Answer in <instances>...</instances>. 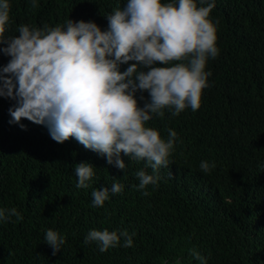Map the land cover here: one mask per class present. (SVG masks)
<instances>
[{
  "label": "trees",
  "instance_id": "16d2710c",
  "mask_svg": "<svg viewBox=\"0 0 264 264\" xmlns=\"http://www.w3.org/2000/svg\"><path fill=\"white\" fill-rule=\"evenodd\" d=\"M126 2L37 0L32 9L31 0H9L6 35H18L20 25L54 27L69 18L105 30V16ZM196 2L199 7L212 0ZM214 3L209 18L216 24L219 55L207 61L210 87L200 108L178 116L165 110L163 119L147 122L165 140L169 128L179 137L173 163L159 169L158 187L145 189L150 195L134 187L136 171L153 174L144 161L121 153L127 165L121 170L74 138L55 142L44 125L22 119L21 129L9 123L15 102L0 97V208H15L23 217L0 221V264H200L193 248L207 264H264V0ZM8 59L0 54V65ZM201 161L215 167L204 173ZM80 162L94 166L86 189L76 187ZM113 183L124 185L123 191L110 192L103 207H94L92 191ZM48 229L65 237L54 256L44 242ZM93 229L134 232L133 246L124 247L121 237L102 253L96 242L84 243Z\"/></svg>",
  "mask_w": 264,
  "mask_h": 264
},
{
  "label": "clouds",
  "instance_id": "9594fccd",
  "mask_svg": "<svg viewBox=\"0 0 264 264\" xmlns=\"http://www.w3.org/2000/svg\"><path fill=\"white\" fill-rule=\"evenodd\" d=\"M37 7V0H31V8ZM214 7V0L199 7L196 0H127L122 9L105 16V30L94 21L69 18L66 25L54 27L20 25L18 35L9 37L10 4L0 0V54L9 57L0 65V97L15 102L8 109L9 123L21 129L22 119L44 125L55 142L74 138L121 170L127 166L121 153L144 161L153 174L136 171L139 183L134 187L155 189L159 169L173 163L169 158L179 137L169 128L165 140L147 122L163 119L165 110L178 116L187 108H200L202 92L210 87L207 61L219 55L216 24L209 18ZM121 65L128 66L121 71ZM214 167L215 162L200 163L204 173ZM75 173L78 189L91 186L95 176L91 163L76 164ZM123 188L113 183L110 189H94L92 205L103 207L110 192L121 193ZM142 195L150 193L145 190ZM12 216L23 219L15 208H0V221ZM134 235L93 229L84 243L96 242L103 253L117 247L121 237L124 247H132ZM44 242L54 256L65 237L48 229ZM189 251L200 264H207L195 248Z\"/></svg>",
  "mask_w": 264,
  "mask_h": 264
}]
</instances>
